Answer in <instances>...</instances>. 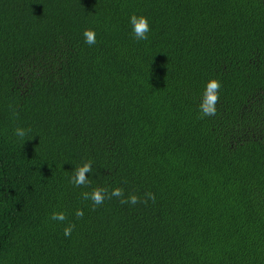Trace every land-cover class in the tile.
Here are the masks:
<instances>
[{
	"label": "trees",
	"instance_id": "16d2710c",
	"mask_svg": "<svg viewBox=\"0 0 264 264\" xmlns=\"http://www.w3.org/2000/svg\"><path fill=\"white\" fill-rule=\"evenodd\" d=\"M0 264H264V0H0Z\"/></svg>",
	"mask_w": 264,
	"mask_h": 264
},
{
	"label": "clouds",
	"instance_id": "9594fccd",
	"mask_svg": "<svg viewBox=\"0 0 264 264\" xmlns=\"http://www.w3.org/2000/svg\"><path fill=\"white\" fill-rule=\"evenodd\" d=\"M130 24L132 26L133 38L137 41H143L148 39V33L151 31V25L149 18L146 15H137L133 13L130 17ZM85 43L88 45H94L96 41V32L94 29H86L83 33ZM222 87L221 81L217 78H212L206 85V89L203 94V98L199 105L201 118L205 116H213L216 114V105L219 102V90ZM30 130H26L21 127H17L14 130V135L21 140L27 136ZM92 161L88 160L82 165H77L73 171V175L70 178V183L76 187L87 186L90 184L88 173H92ZM113 197L119 198L121 204L136 205L138 203L147 204L149 200L155 201V194L147 192L144 194V198L136 193H130L125 195V190L122 187H115L111 191L107 187H96L91 193L83 192L82 198L93 202V210L95 207L100 206L106 199H112ZM77 218L82 219L84 217L83 209H77L75 212ZM52 220L63 222L66 219L64 212H54L51 216ZM75 224H69L64 229L65 237H70Z\"/></svg>",
	"mask_w": 264,
	"mask_h": 264
}]
</instances>
